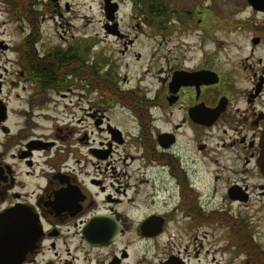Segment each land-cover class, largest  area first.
Returning a JSON list of instances; mask_svg holds the SVG:
<instances>
[{
    "label": "flooded vegetation",
    "instance_id": "af4514ba",
    "mask_svg": "<svg viewBox=\"0 0 264 264\" xmlns=\"http://www.w3.org/2000/svg\"><path fill=\"white\" fill-rule=\"evenodd\" d=\"M3 2L25 22L14 41L0 22L5 264H264V0H101L116 56L93 75L90 43H42L60 0ZM68 98L98 131L62 135Z\"/></svg>",
    "mask_w": 264,
    "mask_h": 264
},
{
    "label": "rangeland",
    "instance_id": "374dc122",
    "mask_svg": "<svg viewBox=\"0 0 264 264\" xmlns=\"http://www.w3.org/2000/svg\"><path fill=\"white\" fill-rule=\"evenodd\" d=\"M64 3H68V11L65 10ZM54 5L55 3L51 2L48 7L49 10L46 9L45 20H43L40 26V32H42L43 36V45L47 48L56 45L58 46L62 41H66L64 37L70 38V43H73L76 46H80L86 41L91 44V50L86 53L87 57L90 56L91 61H97V65L92 66V75L94 74L93 69H101L98 64H102V68H105L103 67L101 57L103 53L106 52L111 58L116 46L113 44L114 40L112 38L105 40L103 37L101 0H60V5H63L61 8V16H58L53 12ZM21 18V14H19L17 10L14 11L12 7H7L4 2L0 4V22H4L2 30L6 32L5 39L7 41L18 40L21 33L20 27L25 26V22L21 21ZM149 46L150 42L140 39L139 44L136 47L139 49H148ZM11 55L12 54L7 53L8 57H11ZM4 58L5 55L2 56V63ZM119 71L121 74L128 73L133 79L142 73L140 64H133L132 62L128 69L121 66ZM153 81L154 80L152 79H146L144 84H151ZM96 96V93L93 92L91 96L93 104L97 103ZM69 99L70 98L65 101L59 100L57 104L53 103L51 105L53 108L52 111L48 110L49 114L47 113L49 117H54V121H58L60 131H63L62 135H67L66 131H98V129L94 127L93 122L90 121L91 124H89L86 119V115H84L86 110H79L80 106L87 109L88 105L84 101H80V104H77V108H75L72 107V103H76L78 98H71V102H68ZM94 111L95 109L93 108L92 114H97L94 117L96 119L98 118L97 116H100L101 112L95 113ZM106 115L110 118L112 124L118 122L117 119L119 117L121 118V116L117 119L113 117L114 120H111L112 116L117 114H111L109 112V114L106 113ZM79 119H81V122H78ZM47 126L49 125L47 124L46 127ZM120 127L123 130L130 129L131 125L129 122L123 120V124H120ZM94 138L97 141L98 138H96V135ZM62 145H65V143ZM84 151V148H79L78 152H73L72 154L75 155L76 153H79V157L83 158L82 154ZM66 153L67 152H65V154ZM76 155L78 156V154Z\"/></svg>",
    "mask_w": 264,
    "mask_h": 264
},
{
    "label": "water",
    "instance_id": "95a60500",
    "mask_svg": "<svg viewBox=\"0 0 264 264\" xmlns=\"http://www.w3.org/2000/svg\"><path fill=\"white\" fill-rule=\"evenodd\" d=\"M257 162H258L261 173L264 175V132L261 137V149H260V154H259ZM6 219L7 218L4 217V215L0 216V229L5 228L3 226L5 225ZM1 224H4V225L1 226ZM3 230H6V231H3ZM3 230H0V264H5L9 262L10 261L9 253L13 251L12 247H9L4 243V240L10 237V235L19 234V231L17 230H10L8 228L3 229ZM115 234L116 233H113L111 237L114 238ZM87 239H89V237H87Z\"/></svg>",
    "mask_w": 264,
    "mask_h": 264
},
{
    "label": "trees",
    "instance_id": "16d2710c",
    "mask_svg": "<svg viewBox=\"0 0 264 264\" xmlns=\"http://www.w3.org/2000/svg\"><path fill=\"white\" fill-rule=\"evenodd\" d=\"M20 10H21V12L26 11V12H28V14H31V16H28V18H35V19H28L29 20L28 22H29L30 26L33 28V30L37 31V29L39 27V22L37 20L38 17L32 16L33 15L32 13H34V12H32L31 8L25 7V8H21ZM37 24H38V26H37Z\"/></svg>",
    "mask_w": 264,
    "mask_h": 264
}]
</instances>
